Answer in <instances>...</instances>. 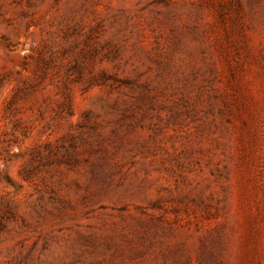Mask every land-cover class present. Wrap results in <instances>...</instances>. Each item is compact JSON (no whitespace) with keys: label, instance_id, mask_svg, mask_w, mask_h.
<instances>
[{"label":"rangeland","instance_id":"rangeland-1","mask_svg":"<svg viewBox=\"0 0 264 264\" xmlns=\"http://www.w3.org/2000/svg\"><path fill=\"white\" fill-rule=\"evenodd\" d=\"M0 264H264V0H0Z\"/></svg>","mask_w":264,"mask_h":264}]
</instances>
